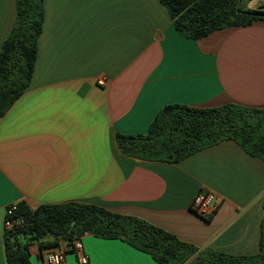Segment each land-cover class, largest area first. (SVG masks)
<instances>
[{
    "label": "crops",
    "instance_id": "obj_1",
    "mask_svg": "<svg viewBox=\"0 0 264 264\" xmlns=\"http://www.w3.org/2000/svg\"><path fill=\"white\" fill-rule=\"evenodd\" d=\"M43 13L30 83L0 116V264L5 210L20 201L95 205L198 250L257 254L264 160L227 140L178 163L146 161L123 155L115 136L145 134L167 105L264 109V22L189 40L159 0H43ZM15 14V0H0V49ZM204 193L216 203L207 219L191 208ZM80 240L86 264H159L118 239ZM51 250L31 245L30 263Z\"/></svg>",
    "mask_w": 264,
    "mask_h": 264
},
{
    "label": "trees",
    "instance_id": "obj_2",
    "mask_svg": "<svg viewBox=\"0 0 264 264\" xmlns=\"http://www.w3.org/2000/svg\"><path fill=\"white\" fill-rule=\"evenodd\" d=\"M159 1L175 30L189 40H199L226 27L264 22V6L244 10L239 0ZM15 7L13 27L0 49V116L30 83L44 20L43 0H15ZM227 140L264 160V109L232 104L205 109L167 105L158 111L145 134L115 136L123 155L165 163H178ZM7 210H11L9 215ZM5 220L18 222L2 231L6 264H31L33 244L40 250L56 249L84 234L121 240L159 264H264V219L260 223L259 250L252 256H234L210 248L198 250L145 220L90 204H45L31 209L20 201L6 207Z\"/></svg>",
    "mask_w": 264,
    "mask_h": 264
},
{
    "label": "built area",
    "instance_id": "obj_3",
    "mask_svg": "<svg viewBox=\"0 0 264 264\" xmlns=\"http://www.w3.org/2000/svg\"><path fill=\"white\" fill-rule=\"evenodd\" d=\"M98 85H103L104 81L102 78L97 80ZM215 198L214 195L211 193H204L197 195L193 201L191 208L192 210L202 218H209L213 211L215 210ZM13 209V206L11 210ZM11 210H7V215L10 214ZM18 224L17 221H4V228L5 229H12ZM66 250H72L77 254V259L79 264H86L88 262L87 256L83 253V246L81 243L80 238H74L69 242H64V244L56 249L48 251L43 256V263L44 264H63L64 256Z\"/></svg>",
    "mask_w": 264,
    "mask_h": 264
}]
</instances>
